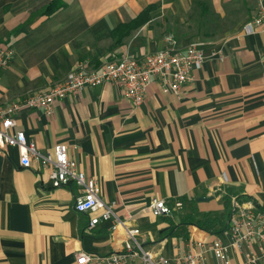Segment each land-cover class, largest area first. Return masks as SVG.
<instances>
[{"label": "crops", "instance_id": "obj_1", "mask_svg": "<svg viewBox=\"0 0 264 264\" xmlns=\"http://www.w3.org/2000/svg\"><path fill=\"white\" fill-rule=\"evenodd\" d=\"M53 1L0 0V37L15 47L1 73L0 107L49 90L81 64L160 50L167 36L202 43L209 56L179 95L155 79L135 107L107 82L55 102L50 114L22 109L13 132L42 151L66 143L154 253L182 254L190 240L230 244L235 202L264 212V33L243 32L259 0H58L49 14ZM147 7L150 18L117 41L114 30ZM214 48L222 53L210 55ZM48 172L34 160L21 166L18 147L0 149V264H78L82 252H121L125 231L104 220L89 229L98 213L77 211L80 189L53 187ZM153 199L183 208L156 216ZM207 214L218 219L213 231L198 226ZM251 252L257 246L231 247V264H247ZM206 264L222 262L208 253Z\"/></svg>", "mask_w": 264, "mask_h": 264}, {"label": "built area", "instance_id": "obj_2", "mask_svg": "<svg viewBox=\"0 0 264 264\" xmlns=\"http://www.w3.org/2000/svg\"><path fill=\"white\" fill-rule=\"evenodd\" d=\"M243 32L264 33L263 0H259L256 12L244 24ZM208 53L202 43L192 41L183 46L176 38L167 36L166 45L160 50L142 57L123 56L109 60L98 68L88 69L81 64L49 90L29 93L0 107V149L18 147L20 164L26 168L31 167L32 160L39 162L48 169V178L53 187L65 184L77 186L80 194L75 200L76 210L86 214L98 213L90 220L89 229H93L101 220L111 221L112 232L122 228L127 235L121 252L106 256L82 252L77 256L78 264H206L208 253H212L222 264H231V247L243 251L253 245L257 246L258 252L248 253L247 264H264V212L254 213L235 202V211L226 231L231 236L230 244H225L220 238L212 242L190 240L182 254L173 257L156 254L143 245L140 228L128 225L116 213L114 203L102 199V189L97 180L88 177L79 168L77 160L70 156L66 143L59 142L51 149L42 151L34 143L27 142L24 131L13 132L15 115L22 109L42 107L50 114L55 102L107 82L120 86L135 107L143 103L147 88L155 79L164 89L179 95L183 86L192 79V71L202 67ZM221 53V48L210 51L212 56ZM14 55L13 44L0 37V77ZM151 207L154 215L163 216L183 208V202L179 200L170 205L165 199H153Z\"/></svg>", "mask_w": 264, "mask_h": 264}, {"label": "trees", "instance_id": "obj_3", "mask_svg": "<svg viewBox=\"0 0 264 264\" xmlns=\"http://www.w3.org/2000/svg\"><path fill=\"white\" fill-rule=\"evenodd\" d=\"M60 1L54 0L48 7L47 13H53L55 12L61 5ZM150 7H147L144 11H142L134 20H132L129 23H122L120 24L115 30H114V35L118 38L117 41H119L122 37L125 35L129 34L132 30L138 28L141 24L146 22L150 16ZM216 221L218 219L216 217H212L211 214H207L204 216V221H199L198 226L208 230V231H213L214 226L216 224ZM226 228V227H224Z\"/></svg>", "mask_w": 264, "mask_h": 264}, {"label": "water", "instance_id": "obj_4", "mask_svg": "<svg viewBox=\"0 0 264 264\" xmlns=\"http://www.w3.org/2000/svg\"><path fill=\"white\" fill-rule=\"evenodd\" d=\"M208 199V198H207Z\"/></svg>", "mask_w": 264, "mask_h": 264}]
</instances>
